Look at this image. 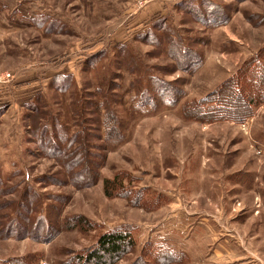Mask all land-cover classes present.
<instances>
[{
  "label": "rangeland",
  "instance_id": "1",
  "mask_svg": "<svg viewBox=\"0 0 264 264\" xmlns=\"http://www.w3.org/2000/svg\"><path fill=\"white\" fill-rule=\"evenodd\" d=\"M262 91L264 0H0V264H264Z\"/></svg>",
  "mask_w": 264,
  "mask_h": 264
},
{
  "label": "trees",
  "instance_id": "2",
  "mask_svg": "<svg viewBox=\"0 0 264 264\" xmlns=\"http://www.w3.org/2000/svg\"><path fill=\"white\" fill-rule=\"evenodd\" d=\"M249 72H245L242 76H239L237 80L234 78L227 80L222 85H220L217 89V92L210 95V97L214 99L217 96H222V89L225 87L226 89H228L231 95L241 96V93L247 91L248 87L255 79L250 75V73L253 74V71L250 73ZM256 98H260V100L264 102V91H262L260 96ZM211 102L213 103V107L211 108H205L206 103L204 101L192 102L187 105V108L189 110H193L197 115L196 118L193 119L204 123H214L218 120H232L228 118L232 116L233 118L237 117V119H234L235 121L242 122L251 116V113L248 110L251 105L247 106L244 103L242 107L243 109H237L234 114L226 115L228 114L226 112L228 105H226L225 101L219 99L212 100ZM225 115L227 117H225ZM110 184L111 183L108 180L105 181V189L106 186ZM133 245L134 242L128 230L120 229L111 233L101 235L97 240L94 250L89 252L84 258L83 264H115L118 260L122 259L124 255H126L133 249Z\"/></svg>",
  "mask_w": 264,
  "mask_h": 264
},
{
  "label": "built area",
  "instance_id": "3",
  "mask_svg": "<svg viewBox=\"0 0 264 264\" xmlns=\"http://www.w3.org/2000/svg\"><path fill=\"white\" fill-rule=\"evenodd\" d=\"M6 77H8V76H6Z\"/></svg>",
  "mask_w": 264,
  "mask_h": 264
}]
</instances>
